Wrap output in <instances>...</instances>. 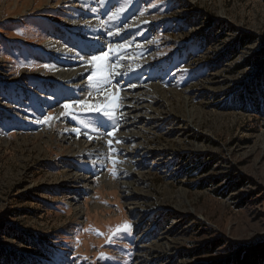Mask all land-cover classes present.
Returning a JSON list of instances; mask_svg holds the SVG:
<instances>
[{
    "label": "rangeland",
    "instance_id": "374dc122",
    "mask_svg": "<svg viewBox=\"0 0 264 264\" xmlns=\"http://www.w3.org/2000/svg\"><path fill=\"white\" fill-rule=\"evenodd\" d=\"M237 33L249 36L238 52ZM119 45L109 63L121 74L105 96L88 83L89 61ZM255 71L264 81V0H0V264L264 256V101L255 113L219 107ZM113 94L112 119L74 103L103 107Z\"/></svg>",
    "mask_w": 264,
    "mask_h": 264
},
{
    "label": "snow or ice",
    "instance_id": "6c2138e0",
    "mask_svg": "<svg viewBox=\"0 0 264 264\" xmlns=\"http://www.w3.org/2000/svg\"><path fill=\"white\" fill-rule=\"evenodd\" d=\"M101 2H103V0H101ZM119 11L123 12L124 9L121 8L119 9ZM115 18H116L115 13L109 16V19H115ZM116 34H119V33H113V32L108 33L109 36L116 35ZM125 47H126L125 45H119L115 49H113L112 47H109L106 51L101 52V54L93 55L89 61V64L91 65V74L88 75L87 77L88 83L90 86L94 87L96 91L104 92L105 96L109 95L107 90L109 86L113 85V78L121 74L120 72L113 70L114 68L118 67V65L111 64L109 63V61L111 60L113 56H118L119 52ZM117 85H118V82H117ZM118 92H119V88L117 87V93ZM119 99L120 97L118 94H113L111 95L109 102L105 104L103 107L94 106V105L89 106L87 101L85 100L76 101L74 103L78 104L80 109L84 112L102 113L105 118L112 119L115 117L116 109L119 107V103H118ZM63 107L66 111L61 113V115L62 116L70 115L73 105L66 103L63 105ZM50 119H52L51 116H46L44 122H47ZM81 123H83L85 128H92L93 130L97 132L104 130L107 132L108 136H114V131H107L106 129H103L102 125H99V124L92 125L86 122H81ZM110 127H112L114 130H116L117 128V126H110ZM72 130L76 132L77 135L80 134L79 129L73 128ZM84 135H86L89 140L93 139V137L91 135H88L87 133H84ZM116 142L119 143L120 141L117 140ZM107 143L109 145L110 150H112L111 149L112 141L109 140ZM112 162L113 164L117 163V161L115 160H113ZM112 174L113 176H115L114 170L112 171ZM129 228H130V225H128L127 223H125L122 227L118 226L115 232H113L112 235L109 236L108 242H111V240L115 237L117 232L127 231ZM96 234L102 235V233H100L99 231H96ZM103 257H104V253H101L98 258H103Z\"/></svg>",
    "mask_w": 264,
    "mask_h": 264
},
{
    "label": "trees",
    "instance_id": "16d2710c",
    "mask_svg": "<svg viewBox=\"0 0 264 264\" xmlns=\"http://www.w3.org/2000/svg\"><path fill=\"white\" fill-rule=\"evenodd\" d=\"M200 13H202V11H200ZM210 19L211 18L207 19V17H205L206 23H210L211 21ZM222 31L223 29L221 30V32ZM248 41H249V36L241 33L240 34L237 33L233 37V42H232L233 45L231 46V48L233 51L235 50L238 52L239 49H242V47H244V45L247 44ZM261 54L263 53H257L256 58L255 59L253 58V60L251 61L250 59H246L247 57H245L243 59L245 61V64H243L244 70L254 67V65L256 64L255 63L256 60L262 58ZM240 67L241 65H236L233 73H236ZM262 78H263V72L255 71L253 74L249 76L248 78V80L250 79L249 81L243 82L242 80H239L237 82V84L239 85L236 87L237 89H239L237 93L238 98L236 99V95L233 92H230L228 94L226 92L225 95L222 97V100H220L219 107L224 109L226 106L233 104L237 108V110L243 111L245 113H255L256 110L258 112L260 110L261 105L258 104L256 106L258 108H256L254 106V102L256 99H258L259 101H264V81L261 80ZM255 93L257 94L255 95ZM235 99L237 103H235ZM203 171L207 172L208 168L204 167ZM37 239L38 237L34 235H26V236L22 235L18 238V240L21 241L23 245H28L29 247H31V249L37 245L36 242ZM28 246H24V248ZM234 264H264V256L262 255L260 258L255 260L254 263H251L250 261H248V259L244 262V259L242 258V254L240 253Z\"/></svg>",
    "mask_w": 264,
    "mask_h": 264
},
{
    "label": "bare ground",
    "instance_id": "6f19581e",
    "mask_svg": "<svg viewBox=\"0 0 264 264\" xmlns=\"http://www.w3.org/2000/svg\"><path fill=\"white\" fill-rule=\"evenodd\" d=\"M81 12H83L82 10H81ZM87 13H90L89 11H87ZM89 17H91V14L89 15ZM96 19H97V17H95ZM92 20V19H91ZM119 21V20H118ZM99 23H101V21L99 22ZM69 25H70V23H69ZM68 26V25H67ZM73 26V27H72ZM74 27H76V25L75 24H71V29H74ZM103 26L101 25V26H98V27H96L97 29L99 28H102ZM80 27H78V28H75V29H79ZM110 28V27H109ZM80 30L81 31H85L86 29H82V28H80ZM79 35V34H78ZM117 36V35H116ZM111 37H112V35H111ZM115 37V36H114ZM93 40V43H95V40H96V38H93L92 39ZM133 40V39H132ZM68 43V42H67ZM60 45V44H59ZM75 45H76V43H75ZM81 46V45H80ZM79 46V47H80ZM75 47V46H74ZM128 47V46H127ZM61 49V48H60ZM92 49V48H91ZM129 49V48H128ZM93 51V50H92ZM132 51V50H131ZM63 52V51H62ZM76 54V53H75ZM123 54V53H122ZM79 57H81V56H79ZM78 57V58H79ZM122 58V57H121ZM118 59V58H117ZM131 59V58H130ZM133 59V58H132ZM121 60V59H120ZM123 60V59H122ZM127 60V59H126ZM134 60V59H133ZM75 61H77L76 59H75ZM132 61V60H131ZM74 62V61H73ZM80 62V61H79ZM84 62V61H83ZM72 63V62H71ZM75 63V62H74ZM80 64V63H79ZM134 64V63H133ZM68 66V65H67ZM139 66V65H138ZM78 67V66H77ZM62 68V67H61ZM76 69V68H75ZM84 69H79V70H75L76 72L75 73H71V72H69V73H66L67 74V76H66V74H65V76H66V78H67V80H72L73 78H74V76H72L71 74H77L79 71H83ZM84 72V71H83ZM64 76V77H65ZM118 79V78H117ZM74 85H78V86H80L81 87V85L80 84H78V83H73ZM121 84V83H120ZM124 86V85H123ZM85 87V86H84ZM159 87V86H158ZM82 88V87H81ZM126 88V87H125ZM87 89V88H86ZM138 89H136V90H134L132 93H131V96L135 93V91H137ZM85 91V90H84ZM126 98H125V100L126 99H129L130 98V92H128V93H126ZM125 97V96H124ZM133 97V96H132ZM124 100V101H125ZM131 101V100H130ZM133 101H134V98H133ZM122 103H123V101H122ZM128 103L129 102H127V103H125V105L126 106H124L125 108V111H127V113H128V116H130V117H132V118H136V117H138V113H139V110H140V108L139 107H137V106H132V103H129L130 105H128ZM112 128V127H111ZM127 138V137H126ZM70 140H71V138H70ZM75 141V140H74ZM73 141V142H74ZM94 141H96V140H94ZM77 142H79V141H77ZM76 141L74 142V144H76V145H78L79 146V144L77 143ZM95 143V142H94ZM79 149V148H78ZM99 149V148H98ZM100 149H101V147H100ZM84 150V149H83ZM105 150V149H104ZM75 151V150H74ZM97 151V150H96ZM73 152V151H72ZM100 153V152H99ZM127 184V183H126ZM130 184V183H129Z\"/></svg>",
    "mask_w": 264,
    "mask_h": 264
}]
</instances>
